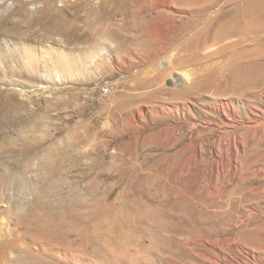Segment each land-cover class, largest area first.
Segmentation results:
<instances>
[{
	"label": "rangeland",
	"instance_id": "obj_1",
	"mask_svg": "<svg viewBox=\"0 0 264 264\" xmlns=\"http://www.w3.org/2000/svg\"><path fill=\"white\" fill-rule=\"evenodd\" d=\"M185 1L0 0V55L8 53L0 56V173L25 177L19 187L10 176L0 183V208L7 194L19 203L32 199L51 172L48 163L59 160L57 148L82 132L80 125L106 124L80 147L89 152L80 167L92 166L82 186L99 180L108 203L133 208V221L145 226L161 216L180 230L164 243L165 251L144 230L139 249L110 251L101 241L77 264H264V79L249 92L231 93L221 83L188 98L168 93L181 88L167 72L160 82L145 83L158 75L148 70L173 50L176 59L184 54L178 43L165 41ZM215 59L219 66L234 61ZM207 69L214 70L212 62ZM228 98L231 105L221 106ZM124 102L131 104L119 122L103 113ZM119 151L128 157L124 173L112 170L98 179L95 164H112ZM82 174L68 170L65 190L70 193Z\"/></svg>",
	"mask_w": 264,
	"mask_h": 264
},
{
	"label": "bare ground",
	"instance_id": "obj_2",
	"mask_svg": "<svg viewBox=\"0 0 264 264\" xmlns=\"http://www.w3.org/2000/svg\"><path fill=\"white\" fill-rule=\"evenodd\" d=\"M184 4L186 5V9L182 10L184 14L178 18L176 24H173L175 27L165 41L167 45L178 43L184 54L176 59L179 51L173 50L168 53L165 59H161L159 64L148 70L149 73L158 75L153 78L150 75L152 80L143 83L149 84L154 80L160 82V77L167 72L173 84L181 88L179 90L181 92L168 93L188 98L194 92L202 94L216 91L221 83L226 84L231 93L240 94L247 90L249 92L251 85L256 86L258 80L264 79V0H196L192 3L189 0ZM1 36L4 42H9L8 34ZM246 42L253 43L254 46L248 48L249 44ZM215 47L216 50H212ZM237 47L241 48V51L238 54L234 52L230 54ZM4 51L6 53L0 56L7 59V50ZM220 57H229L234 61L219 66L215 58ZM176 61L180 65L194 66L191 69L173 71ZM206 62H212L213 71L204 70ZM227 66L228 70L225 69ZM219 74L225 78L223 81ZM162 92L163 89H160L159 93ZM129 104L131 103L124 102L112 110L104 108L103 113H109L112 120L119 122L118 118L126 112ZM226 105H231L229 98L221 103L223 107ZM106 126V124L95 127L88 124L80 125L83 131L77 133L73 140H65L63 147L57 148L59 160L56 163L53 161L48 163L47 167L51 172L42 176V187L33 190L32 199L19 203L7 194L6 207L0 208V264H77V260L95 254L101 241H103L101 248L109 247L112 251L128 252L130 249H139L142 245L141 237L146 232L153 237L158 246H162V251H165L164 243L168 238L179 234L180 230L174 226L173 220L166 217L150 219L145 226L139 220L133 221L131 217L133 208L126 202H122L118 207L117 202L108 203L109 195L101 188L99 180L82 186V181L89 174L92 175V166L84 167L83 163L80 167L81 159L89 154L87 151L80 152V147L89 143L99 131H103L102 129L106 131ZM35 146L33 143L29 144L24 152L30 153ZM113 154L116 157L110 165L104 164V159L101 164L94 162L98 179L112 170L124 173L127 155L120 151ZM74 167L80 168V173L84 174L79 181L70 184L73 190L69 193L65 190L67 185L65 173ZM8 176L12 182L17 181L18 187L19 183L23 184L25 181V177L20 173L7 175L0 173L2 185ZM129 184L130 179L127 186ZM198 192L197 190L196 193ZM196 195L193 197H197ZM49 197L56 199L57 203L49 202L47 200ZM118 230L123 233L115 235ZM121 235L127 237L125 243L113 240ZM103 253L106 254L104 251ZM86 263L84 261V264Z\"/></svg>",
	"mask_w": 264,
	"mask_h": 264
},
{
	"label": "built area",
	"instance_id": "obj_3",
	"mask_svg": "<svg viewBox=\"0 0 264 264\" xmlns=\"http://www.w3.org/2000/svg\"><path fill=\"white\" fill-rule=\"evenodd\" d=\"M110 93V89H109V87H107V88H103V91H102V94L103 95H108Z\"/></svg>",
	"mask_w": 264,
	"mask_h": 264
}]
</instances>
